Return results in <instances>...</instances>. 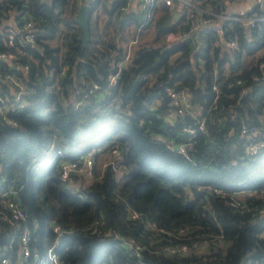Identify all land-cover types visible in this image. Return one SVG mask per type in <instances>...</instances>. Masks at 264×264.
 I'll list each match as a JSON object with an SVG mask.
<instances>
[{
  "label": "trees",
  "instance_id": "obj_1",
  "mask_svg": "<svg viewBox=\"0 0 264 264\" xmlns=\"http://www.w3.org/2000/svg\"><path fill=\"white\" fill-rule=\"evenodd\" d=\"M192 1L221 12L232 0ZM126 5L127 0L90 2L89 30L100 42L96 46L89 38L81 46L78 0H0V23L10 7L16 18H30L36 27L54 26L60 41V47L31 45L17 34L15 58L0 59L1 79L12 76L25 90L23 107L0 114V190L14 189L26 213L19 223L0 212V255L18 264L16 238L26 226L27 264H45L52 246L65 264H264V149L245 155L239 136L243 121L264 130V80L251 77L264 60V19L252 42L238 21H223L238 42L233 57L218 58L206 28L201 48L190 41L132 48L110 84L122 42L139 25V37L152 27L153 40L183 26L176 1L155 4L149 18ZM202 17L212 18L206 12ZM238 78L248 85L244 93ZM166 84L185 88L192 107L206 116V131L196 130L186 156L165 142L186 140L182 128L197 125L188 115L168 119L173 106L163 93ZM214 84L218 124L206 112L213 106ZM15 89L0 80L1 91ZM113 148L119 151L117 169L103 166L105 152ZM88 153L93 177L74 174L71 182L62 181L61 163L79 162ZM176 243L188 251H163Z\"/></svg>",
  "mask_w": 264,
  "mask_h": 264
},
{
  "label": "built area",
  "instance_id": "obj_2",
  "mask_svg": "<svg viewBox=\"0 0 264 264\" xmlns=\"http://www.w3.org/2000/svg\"><path fill=\"white\" fill-rule=\"evenodd\" d=\"M80 4H88L93 0H78ZM176 1L179 5V10L176 13V17L183 16V26L176 30L166 32L160 39L151 40L150 42L138 43V32L142 28V24L139 25L138 31L135 33V37L124 41L120 55L117 57L116 66L118 70L110 74L109 83L113 84L119 74V68L124 65L129 56L132 48H138L143 45H152L155 48L162 47H176L186 41H190L198 45L199 48L205 43V35L201 34L202 29H208L212 31L213 38L210 41L212 48H215L218 52V58H223L225 53H228L231 57L236 54L238 49L237 39L231 35H228L226 28L223 26L225 20H236L242 26L246 37L250 42L254 40V29L257 26V22L264 19V14L259 15L255 11L256 7L264 11V0H232L227 2L226 9L221 12H215L211 9H202L197 2L192 0H127L126 7L140 8L145 10L146 16L149 18L153 13V6L159 2H164L166 5H171ZM235 4H238V7ZM241 4V5H240ZM12 8L7 7L5 17L0 23V35H3V41L5 47L0 49V59L5 61H11L15 58V44L14 39L17 34H22L26 42L31 45L49 43L60 47V41L58 36V30L52 25H46L43 27H36L34 22L30 18H16L11 20L10 13ZM206 12L211 15L212 18H203L202 13ZM81 32V31H80ZM90 32V30H89ZM90 32V37H91ZM81 37V35H80ZM258 72L253 74V79L264 80V60L257 62ZM25 71L27 67L25 66ZM148 78V76H145ZM3 81H9L16 86V89L11 92H3L0 90V114L5 116L7 112L14 111L16 108L24 106L25 90L22 83L12 77L8 76ZM237 84L241 85V93H244L248 85H243L241 79L236 80ZM97 84H92V88H97ZM213 89L215 95L213 97V106L207 108L206 112L210 114V122L212 124H218L222 116L220 115L221 109L216 108L217 86L214 84ZM163 93L169 98L170 104L173 106V111L170 113V118H174L180 115H188L192 120L196 122L197 128L192 126H185L182 130L188 135L186 140H183L178 144V148L175 150L178 154L186 156V146L192 142V137L195 135L196 130L206 131L205 120L206 116L201 109H195L192 107L190 101V95L183 87H176L175 85L166 84L163 87ZM214 109V110H213ZM213 110V111H212ZM239 136L243 140L242 150L245 155H255L264 149V130L257 123L242 122L239 128ZM175 143L173 141L165 142V146L169 149H173ZM119 151L117 148L108 150L104 154L103 166L111 165L113 169L118 168ZM94 173V159L90 153L84 155L81 160L78 161H64L60 166V179L62 181L71 182L72 175L79 174L86 179L93 177ZM246 194H252L250 190L243 191ZM0 212L6 217L13 219L19 223L25 221L26 213L20 206L19 202L15 199V190L11 188L0 190ZM137 213L130 211V217L134 218ZM21 225V224H19ZM149 228H154L156 224L154 222L146 223ZM21 232L16 238L18 243V264H27L26 259L30 254L29 241L30 231L26 226H20ZM55 233H60L61 229L59 225L53 224L52 227ZM264 235V233H263ZM14 238H12L13 242ZM163 251L166 253H186L188 246L182 243H176L173 245L167 244L163 247ZM45 264H65V262L54 252V246L50 247L45 257ZM0 264H12L11 259L8 256L0 255Z\"/></svg>",
  "mask_w": 264,
  "mask_h": 264
},
{
  "label": "water",
  "instance_id": "obj_3",
  "mask_svg": "<svg viewBox=\"0 0 264 264\" xmlns=\"http://www.w3.org/2000/svg\"><path fill=\"white\" fill-rule=\"evenodd\" d=\"M75 21L77 22L80 31H81V46H85L90 38L89 32V5L88 4H80L77 9V14L75 17ZM178 148V144L176 143L173 147V150Z\"/></svg>",
  "mask_w": 264,
  "mask_h": 264
},
{
  "label": "rangeland",
  "instance_id": "obj_4",
  "mask_svg": "<svg viewBox=\"0 0 264 264\" xmlns=\"http://www.w3.org/2000/svg\"><path fill=\"white\" fill-rule=\"evenodd\" d=\"M179 8V7H178ZM129 32L133 31L132 27H129L128 29ZM93 33L95 34V31H93ZM153 34H154V30L152 27H149L148 30H145L144 32L141 33L140 37H138V43H144V42H150L151 40H153ZM134 35L129 36L126 40L134 38ZM125 40V41H126ZM124 43V41L122 42V44ZM94 150H92L93 152Z\"/></svg>",
  "mask_w": 264,
  "mask_h": 264
},
{
  "label": "crops",
  "instance_id": "obj_5",
  "mask_svg": "<svg viewBox=\"0 0 264 264\" xmlns=\"http://www.w3.org/2000/svg\"><path fill=\"white\" fill-rule=\"evenodd\" d=\"M236 6H234L233 7V9L235 8V7H238L239 5L238 4H235ZM238 5V6H237ZM241 5V4H240ZM10 15V17H11V20L12 21H14V19H16V17H15V13L13 12V10H12V12L9 14ZM94 42H95V45L96 46H98V44H99V42H100V38H99V36L95 33H91V37H90Z\"/></svg>",
  "mask_w": 264,
  "mask_h": 264
}]
</instances>
